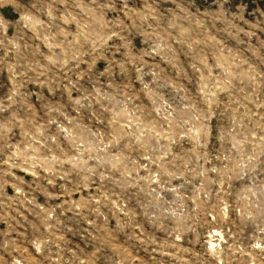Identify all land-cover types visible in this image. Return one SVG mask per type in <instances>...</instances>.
<instances>
[{"label": "rangeland", "instance_id": "obj_1", "mask_svg": "<svg viewBox=\"0 0 264 264\" xmlns=\"http://www.w3.org/2000/svg\"><path fill=\"white\" fill-rule=\"evenodd\" d=\"M0 264H264V0H0Z\"/></svg>", "mask_w": 264, "mask_h": 264}]
</instances>
